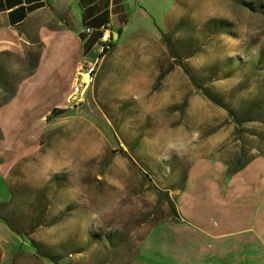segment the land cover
<instances>
[{"label": "rangeland", "instance_id": "374dc122", "mask_svg": "<svg viewBox=\"0 0 264 264\" xmlns=\"http://www.w3.org/2000/svg\"><path fill=\"white\" fill-rule=\"evenodd\" d=\"M179 8L155 41L158 66L133 60L97 74L40 152L12 166L0 264H140L141 242L172 217L163 192L173 197L196 159L235 160L243 141L257 144L253 131L264 137V0ZM211 20L226 23L213 29Z\"/></svg>", "mask_w": 264, "mask_h": 264}, {"label": "crops", "instance_id": "0c3cea01", "mask_svg": "<svg viewBox=\"0 0 264 264\" xmlns=\"http://www.w3.org/2000/svg\"><path fill=\"white\" fill-rule=\"evenodd\" d=\"M179 1L0 0V102L3 86H14L0 103V207L11 195L12 166L39 153L43 135L66 114L79 67L98 54L102 26L112 22L114 46L98 79L133 60L156 67L155 41L175 27ZM56 109L65 112L53 116ZM253 132L257 144L243 141L235 160L191 164L171 197L177 216L141 242L140 264H264V137ZM6 227L0 215V241Z\"/></svg>", "mask_w": 264, "mask_h": 264}, {"label": "built area", "instance_id": "2783aa9c", "mask_svg": "<svg viewBox=\"0 0 264 264\" xmlns=\"http://www.w3.org/2000/svg\"><path fill=\"white\" fill-rule=\"evenodd\" d=\"M112 22H107L102 26V32L98 41V54L94 61L79 67L77 79L69 95V101L79 104L85 100L89 89L96 81L99 69L110 50L113 48Z\"/></svg>", "mask_w": 264, "mask_h": 264}, {"label": "trees", "instance_id": "16d2710c", "mask_svg": "<svg viewBox=\"0 0 264 264\" xmlns=\"http://www.w3.org/2000/svg\"><path fill=\"white\" fill-rule=\"evenodd\" d=\"M209 24L212 25L213 29H218L219 27H221L223 24H225L226 22L222 21V20H211L208 22ZM114 46V42H113V45L112 47ZM38 63V57H36L34 59V57H31V60L29 62V66L32 67V65L36 66ZM184 70L186 71V73L189 75V77L191 78V80L193 81V83H195V85L199 88H202L204 89L205 91V94L210 98L212 99L216 104L224 107L225 109H227L229 111V114L235 119L237 120L239 123H241L240 119H238L235 114H234V111L221 99L219 98L218 96H215L213 95L210 90L208 88H204L199 82L198 80L196 79V77L192 74V72L190 71V69L186 66V64L184 63H180ZM34 69V68H31V70ZM164 73L162 72L159 76V80H161L163 77H164ZM4 90L8 92L7 95L4 96V98L1 100L0 103H6L7 101H9L13 94H14V86L13 85H4L3 86ZM65 112L64 109H56L54 110L53 112V116L54 115H59L61 113ZM163 196L165 198V200L168 202V205H169V209H170V215L171 216H174L176 217L177 216V212H176V208H175V204L173 202V200L171 199L170 195L167 193V192H163ZM9 227L11 228L12 231H16L10 223H8ZM50 260H52L53 262H57V260L55 259V257L53 256H49L48 257Z\"/></svg>", "mask_w": 264, "mask_h": 264}]
</instances>
